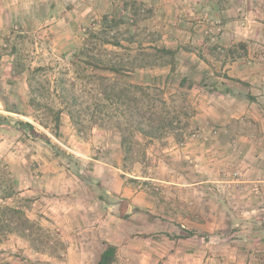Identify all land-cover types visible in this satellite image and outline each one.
<instances>
[{
	"label": "rangeland",
	"instance_id": "rangeland-1",
	"mask_svg": "<svg viewBox=\"0 0 264 264\" xmlns=\"http://www.w3.org/2000/svg\"><path fill=\"white\" fill-rule=\"evenodd\" d=\"M10 1L0 6V194H13L0 205L20 206L35 227L28 238L0 235V264H97L108 244L113 264H264V166L238 103L255 42L264 51V0ZM104 16L118 20L107 33L121 45L102 44ZM93 28L109 50L97 54H152L121 81L164 89L175 129L136 132L126 153L115 106L105 126L88 114L74 122L66 109L56 124L48 104L65 103L54 80L77 76L72 56Z\"/></svg>",
	"mask_w": 264,
	"mask_h": 264
},
{
	"label": "trees",
	"instance_id": "trees-1",
	"mask_svg": "<svg viewBox=\"0 0 264 264\" xmlns=\"http://www.w3.org/2000/svg\"><path fill=\"white\" fill-rule=\"evenodd\" d=\"M103 24L104 26H101V30L99 29L105 38L102 44L121 45L120 41L115 40L114 36L107 33V31L113 30V28L118 26V20L104 16ZM97 29L86 30L88 31V36L84 38L81 49L72 56V64L76 66V71H78L77 76L74 79H67L60 75L54 80L53 92L61 97L65 107L57 108L52 106V104H48V107L55 113L57 125L60 123L61 114L66 109L74 122L82 114H88L95 125L105 126L106 122L113 118L111 111L113 106H115L116 109L122 111L123 123L126 127L125 131H129V135L127 132H123L122 136V146L125 152L128 153L132 149V137L136 132L151 139L162 138L169 131L176 128L175 123H178L180 118L177 115L172 116V111L168 109V101L164 89L157 86L124 83L121 81L125 73L150 65L151 62L145 60V57L152 56V54L146 52L144 48L142 49L143 53H139L134 59L127 62L117 60L113 56L100 54L102 51L104 53V51L108 52L109 50L107 48L99 49L101 36ZM242 46L246 48L244 44ZM93 49H98L100 53L97 54ZM151 49H155L157 55L174 56L175 54L174 50L166 47H152ZM141 55L143 56L141 57ZM44 70L43 66H38L32 69L30 74L33 79H36L37 73ZM76 80H81L84 83L81 85L84 87L80 89L81 94L77 93L78 83ZM88 85L91 86V89L87 88ZM29 89L37 97L41 94V89L36 88L32 83L29 85ZM49 92L51 93V90ZM87 92H90L91 95L89 99H85L84 96ZM31 101L33 104H41L37 98H32ZM6 110L15 112L10 110L8 106ZM185 115L187 118L189 117L188 112H185ZM19 123L22 127H27L32 134L40 135L33 123L24 120H20ZM186 124L188 125V123ZM56 147L58 146L56 145ZM57 149L61 153L66 154L60 148ZM12 194L13 192L11 191L3 192L2 195L0 194V200H5L11 197ZM34 227L35 223L30 220L20 206L0 205V235L7 232L19 233L21 236L28 238L32 234ZM116 259L117 246L108 244L100 254L97 264H113Z\"/></svg>",
	"mask_w": 264,
	"mask_h": 264
},
{
	"label": "crops",
	"instance_id": "crops-1",
	"mask_svg": "<svg viewBox=\"0 0 264 264\" xmlns=\"http://www.w3.org/2000/svg\"><path fill=\"white\" fill-rule=\"evenodd\" d=\"M15 2L10 0H0V6L10 7ZM259 38H256L259 42L264 41V22L260 23ZM258 46L262 48L260 44L255 42L253 46L254 61L248 71L244 72V76H240V86L243 95H240L239 112L241 116L253 117L255 123V140L254 148L257 150L256 161L260 166H264V51L259 50ZM252 48H249L251 50ZM248 75V77L246 76ZM258 181L264 183V174L258 173ZM255 180V179H253ZM264 198V197H263Z\"/></svg>",
	"mask_w": 264,
	"mask_h": 264
}]
</instances>
